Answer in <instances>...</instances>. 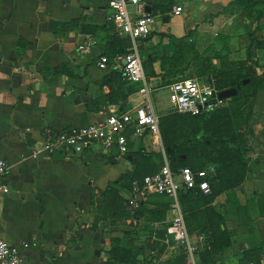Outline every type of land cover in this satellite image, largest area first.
Returning a JSON list of instances; mask_svg holds the SVG:
<instances>
[{"label": "crops", "instance_id": "0c3cea01", "mask_svg": "<svg viewBox=\"0 0 264 264\" xmlns=\"http://www.w3.org/2000/svg\"><path fill=\"white\" fill-rule=\"evenodd\" d=\"M169 1L166 16L160 7ZM235 5V0H147L148 11L162 19L138 42L144 59L155 57L151 81L163 79L159 57L171 54L174 40L183 38L197 50V44L201 49L208 42L207 34L223 32L228 38L225 30L232 24ZM174 6L182 7L179 15L172 14ZM260 34L264 40V30ZM112 35L126 36L114 30L106 0H0V158L9 162L0 177V186L8 187L7 192L0 189V237L18 247L23 264H104L110 238L129 232L149 233L161 242L150 250V264H162L177 247L166 243V227L174 217L170 208L163 211L160 205L166 197L122 190L129 198L127 208L135 210L141 203L142 213L115 224L100 220L95 209L99 191L131 169L129 158L115 148L105 151L93 144L78 153L35 154L61 129L86 126L112 109L128 110L140 103L139 93L132 91L138 84L122 79V55L109 56L105 69L97 66ZM209 44L206 47L213 46ZM155 106L158 111L166 108L159 100ZM149 136H131L128 141L134 150H156ZM249 146L247 176L213 201L231 232L232 244L222 252L221 264H264L262 120ZM146 211L156 212L157 218ZM133 238L140 248L138 264H145L152 257L146 255L149 247ZM191 238L202 244L200 235Z\"/></svg>", "mask_w": 264, "mask_h": 264}, {"label": "trees", "instance_id": "16d2710c", "mask_svg": "<svg viewBox=\"0 0 264 264\" xmlns=\"http://www.w3.org/2000/svg\"><path fill=\"white\" fill-rule=\"evenodd\" d=\"M235 1L237 4L258 2V0ZM165 6L160 7V12L164 15L170 9L171 1ZM176 41L181 42L178 48L179 57L171 54L159 57L163 77L160 82L162 86L184 78L181 76L173 79L177 73H183L187 68H183L182 63L191 52L193 59L196 63L198 62L195 67L196 77L213 83L219 91L234 88L236 94L224 99L228 101L226 106L198 115L180 114L171 110L159 115L158 124L164 155L160 151L147 149L144 146L134 150L132 143L128 141L129 149L122 156L130 160V173L123 174L121 179L111 182L104 191H99L100 198L95 209L100 220H105L109 224H115L116 220L122 217L128 218L131 215L137 217L144 210L143 205L139 203L135 210L128 209L129 198H125L121 191H131L133 182H142L145 175L158 171L165 159L175 172L184 166L198 171L212 165L214 174L209 177L211 192L204 194L198 188H182L179 190L178 199L188 232L202 237V244L198 243L197 251L199 263L221 264L222 252L232 244L231 232L225 225L223 215L215 209L213 201L221 192L239 186L247 176L252 149L246 145V138L249 135L253 136V130L248 128V120L253 113L252 103L257 92L264 93V67L261 73H256L257 65L248 63L251 59L249 48L244 59L232 60L226 55H221L215 67L210 57L198 53L187 45L190 43H186L183 38L174 40L172 44ZM130 48L131 41L128 36L112 35L107 41L104 55L107 58L125 55ZM141 59L146 76H153L155 73L151 64L155 57L148 56L144 59L141 56ZM122 79L124 80V75ZM245 80L246 83H244ZM125 82L138 84L132 91H138L141 86L140 83ZM247 102L249 105L245 108ZM182 155L185 158H182ZM151 194L168 198L160 205L163 211L170 208L171 199L169 197L163 194ZM238 209L242 210V207ZM146 212L151 214L153 219L157 218L156 212ZM244 218L246 222L248 219ZM157 235L162 237L163 232ZM134 240L131 232L121 238L111 237L110 247L106 251L107 260L104 264H138L141 261L138 256L140 248L134 244ZM180 248L184 253L183 248L181 246ZM245 252H252V250ZM153 259L154 256L149 258L145 264L152 263ZM172 260L170 259V262L167 261L166 264H172Z\"/></svg>", "mask_w": 264, "mask_h": 264}, {"label": "built area", "instance_id": "2783aa9c", "mask_svg": "<svg viewBox=\"0 0 264 264\" xmlns=\"http://www.w3.org/2000/svg\"><path fill=\"white\" fill-rule=\"evenodd\" d=\"M111 10V21L114 30L130 38L131 48L122 55V71L124 80L128 83H140L137 91L140 103L128 110H115L102 120L86 126H72L61 129L55 135L47 137L35 150V154L45 150L54 153L57 150L78 153L90 148L93 144H100L105 151L115 148L119 155L128 151V137H142L150 134L153 147L164 155L158 118L151 95L158 89L165 87L168 91L170 110L180 114L198 115L224 105V99L219 98V90L213 83L202 81L198 77L177 79L162 86L153 84L146 76L141 55L138 49L140 39L146 38L155 22V17L146 11L147 0H106ZM182 12L181 6H174L173 15ZM83 46H80L82 50ZM108 58L102 55L97 66L105 69ZM9 168V162L0 158V177ZM214 174V167L210 165L201 170L193 171L184 166L173 171L165 159L163 166L153 174L145 175L142 180L144 193L163 194L171 199L170 210L174 217L166 227V243L181 246L185 253V264H200L197 258L198 242L192 240L188 232L183 213L179 204V186L183 188H198L204 194L211 192L209 177ZM136 186V182H133ZM2 192H7L5 184L0 186ZM0 264H23L17 246L7 243L0 237ZM219 264V263H217Z\"/></svg>", "mask_w": 264, "mask_h": 264}, {"label": "rangeland", "instance_id": "374dc122", "mask_svg": "<svg viewBox=\"0 0 264 264\" xmlns=\"http://www.w3.org/2000/svg\"><path fill=\"white\" fill-rule=\"evenodd\" d=\"M243 4L235 5L232 9L231 14H233L232 24L228 26V30H225L226 33H228V38L224 36L223 32H218L221 36L219 37V34L212 36L210 34H207L208 36V42H204L202 44V48L199 49V45L197 44V50L195 49V44L190 43L187 44L191 46L193 49H195L198 53L201 55H205L210 57L211 62L213 66L216 67L218 65V61L221 55H226L232 60H240L244 59L247 54V49L249 48V51L251 53V59L248 61V63H252L254 66L255 64L257 67H255L256 73H261L262 68L264 67V40L263 35L260 34L261 31L264 30V0H258V2L255 4V1L253 4L251 2H247ZM244 5V6H243ZM172 20H177L175 17H170ZM155 21H160L162 23V19L159 17H155ZM189 34H191L189 32ZM211 36V38H210ZM250 37H253L252 39ZM259 37L261 39H259ZM179 41H176L172 45L171 55H175L179 57L178 54V48H179ZM198 43V42H197ZM210 43V44H209ZM262 43V44H261ZM213 45L212 47H206L207 45ZM206 47V48H205ZM215 47L218 48V50H215ZM218 52V54L216 53ZM170 53V52H169ZM168 53V54H169ZM259 54V55H258ZM192 53H188L187 57L183 60L182 67H187L183 73H177L173 79L179 78L181 76L185 77H194L195 75V67L198 64L192 57ZM159 82V80L157 81ZM157 82H153L154 85L157 84ZM160 84V83H159ZM261 92V91H259ZM257 92L253 103V113L250 116V119L248 120V128L253 130L255 128V125L258 122H264V93L258 94ZM230 98V97H229ZM156 100H159V103L161 105H164L166 108L162 111H158L155 107ZM151 101L153 104V107L157 113V115H161L162 113L170 111V105L168 100V91L167 88L162 87L158 89L157 91L153 92L151 95ZM228 104V101L224 100V105L226 106ZM249 105V102L246 103L245 108H247ZM149 135V134H148ZM251 136L249 135L246 138V145H250ZM149 141L151 140L149 136ZM133 185V184H132ZM138 190V191H144L142 182H136V186H132V191ZM128 194L127 192H125ZM129 218V217H128ZM126 222H131L129 219H127ZM129 232V231H128ZM132 237L137 238L138 240L144 242L147 247H149V251H146L147 257L152 256L153 254L150 253V250L152 247L157 246L159 247L161 242L155 240L152 238L149 233H140V232H131ZM168 258L173 259L172 264L179 263V264H185V257L182 249L180 247H174V251L168 253ZM166 258V259H168ZM162 260V264H166L168 260ZM170 262V261H169Z\"/></svg>", "mask_w": 264, "mask_h": 264}, {"label": "water", "instance_id": "95a60500", "mask_svg": "<svg viewBox=\"0 0 264 264\" xmlns=\"http://www.w3.org/2000/svg\"><path fill=\"white\" fill-rule=\"evenodd\" d=\"M146 11L147 12H149L148 11V9L146 8ZM168 18L167 17H164V20H167ZM125 61L123 60V63H124ZM247 81L245 80L244 81V83H246ZM236 94V90L234 89V88H228V89H224V90H221V91H219V93H218V96H219V98H221V99H225V98H229V97H232V96H234ZM182 158H185V156L184 155H182ZM126 174H129V171H126ZM183 187L180 185L179 186V190H181ZM99 253V252H98Z\"/></svg>", "mask_w": 264, "mask_h": 264}]
</instances>
